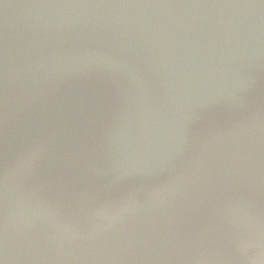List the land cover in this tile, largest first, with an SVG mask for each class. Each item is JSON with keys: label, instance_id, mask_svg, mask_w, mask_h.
<instances>
[{"label": "water", "instance_id": "water-1", "mask_svg": "<svg viewBox=\"0 0 264 264\" xmlns=\"http://www.w3.org/2000/svg\"><path fill=\"white\" fill-rule=\"evenodd\" d=\"M3 264H264V0H0Z\"/></svg>", "mask_w": 264, "mask_h": 264}, {"label": "snow or ice", "instance_id": "snow-or-ice-1", "mask_svg": "<svg viewBox=\"0 0 264 264\" xmlns=\"http://www.w3.org/2000/svg\"><path fill=\"white\" fill-rule=\"evenodd\" d=\"M0 264H3V261L2 260H0Z\"/></svg>", "mask_w": 264, "mask_h": 264}]
</instances>
